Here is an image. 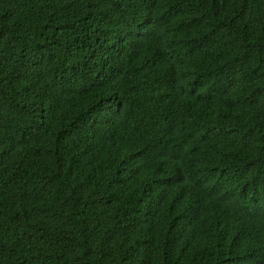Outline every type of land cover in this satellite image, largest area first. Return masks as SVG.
Returning a JSON list of instances; mask_svg holds the SVG:
<instances>
[{
  "label": "trees",
  "instance_id": "1",
  "mask_svg": "<svg viewBox=\"0 0 264 264\" xmlns=\"http://www.w3.org/2000/svg\"><path fill=\"white\" fill-rule=\"evenodd\" d=\"M0 264H264V0H0Z\"/></svg>",
  "mask_w": 264,
  "mask_h": 264
}]
</instances>
